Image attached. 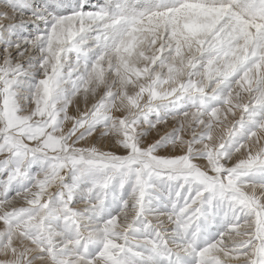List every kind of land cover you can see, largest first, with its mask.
<instances>
[{
    "label": "snow or ice",
    "instance_id": "snow-or-ice-1",
    "mask_svg": "<svg viewBox=\"0 0 264 264\" xmlns=\"http://www.w3.org/2000/svg\"><path fill=\"white\" fill-rule=\"evenodd\" d=\"M0 264H264V0H0Z\"/></svg>",
    "mask_w": 264,
    "mask_h": 264
}]
</instances>
